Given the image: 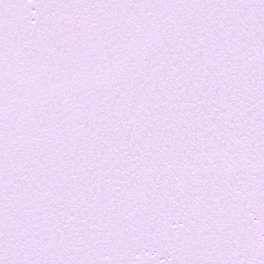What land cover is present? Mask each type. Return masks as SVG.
Returning a JSON list of instances; mask_svg holds the SVG:
<instances>
[{"label":"snow or ice","instance_id":"6c2138e0","mask_svg":"<svg viewBox=\"0 0 264 264\" xmlns=\"http://www.w3.org/2000/svg\"><path fill=\"white\" fill-rule=\"evenodd\" d=\"M0 264H264V0H0Z\"/></svg>","mask_w":264,"mask_h":264}]
</instances>
